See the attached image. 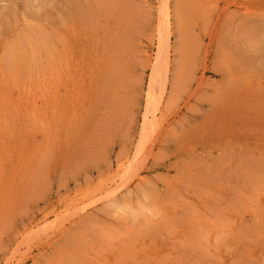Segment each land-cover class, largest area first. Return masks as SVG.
<instances>
[{"label":"rangeland","instance_id":"obj_1","mask_svg":"<svg viewBox=\"0 0 264 264\" xmlns=\"http://www.w3.org/2000/svg\"><path fill=\"white\" fill-rule=\"evenodd\" d=\"M0 264H264V0H0Z\"/></svg>","mask_w":264,"mask_h":264},{"label":"bare ground","instance_id":"obj_2","mask_svg":"<svg viewBox=\"0 0 264 264\" xmlns=\"http://www.w3.org/2000/svg\"><path fill=\"white\" fill-rule=\"evenodd\" d=\"M155 68H156V67H155ZM156 71H157V70H156ZM156 74H157V73H156ZM152 81H153V80H152ZM151 84H152V83H151ZM151 86H152V85H151ZM153 87H154V86H153ZM150 90H151V89H150ZM151 91H152V90H151ZM146 119H147V118L145 117V121H146ZM155 125H156V124H155Z\"/></svg>","mask_w":264,"mask_h":264}]
</instances>
